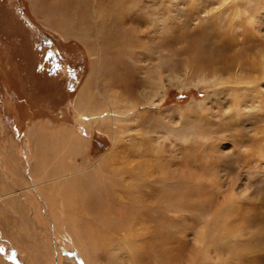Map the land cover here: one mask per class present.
I'll return each mask as SVG.
<instances>
[{
    "label": "rangeland",
    "instance_id": "obj_1",
    "mask_svg": "<svg viewBox=\"0 0 264 264\" xmlns=\"http://www.w3.org/2000/svg\"><path fill=\"white\" fill-rule=\"evenodd\" d=\"M45 1L0 0V264H264V0H85L65 35Z\"/></svg>",
    "mask_w": 264,
    "mask_h": 264
},
{
    "label": "crops",
    "instance_id": "obj_2",
    "mask_svg": "<svg viewBox=\"0 0 264 264\" xmlns=\"http://www.w3.org/2000/svg\"><path fill=\"white\" fill-rule=\"evenodd\" d=\"M33 1V0H32ZM37 1V0H34ZM51 1L56 0H46L45 4L51 5ZM58 8H52L46 10L48 14L46 16L48 18H51V20H54L56 22L55 24L61 29L62 33L65 35V32H74L81 34V31L85 28V21H86V8H90V6H86L85 0H59L58 1ZM96 8H101V6L98 4ZM36 12H39L41 10L38 9V6H36ZM43 13V12H42ZM38 16V15H37ZM70 17H72V21H70ZM39 18V17H37ZM66 22V25H65ZM83 35V34H82ZM79 40H82L83 38L79 35L77 36Z\"/></svg>",
    "mask_w": 264,
    "mask_h": 264
},
{
    "label": "bare ground",
    "instance_id": "obj_3",
    "mask_svg": "<svg viewBox=\"0 0 264 264\" xmlns=\"http://www.w3.org/2000/svg\"><path fill=\"white\" fill-rule=\"evenodd\" d=\"M130 40H126V39H123V38H121V36L119 35V36H117V37H115V38H113L112 40H111V42H112V44H113V46H110L109 47V49L112 51L113 50V47L114 46H126L125 44L126 43H128ZM111 44V43H110ZM109 44V45H110ZM112 48V49H111ZM117 52L115 53L114 52V55H113V57H112V64L116 67V68H118V70L121 72V74L123 75V77H122V79L121 80H119L118 81V84L119 85H121V86H123V88L122 89H125L126 91H132L133 90V87H135V84H134V86L132 85V86H130V84L128 85V86H126L125 84V81L123 80V78H125V77H127V73L128 72H124V71H127V66H126V63H125V59H123V54H124V52H123V50H121L120 48L118 49V50H116ZM113 53V52H112ZM225 66V65H224ZM127 83L129 82V80H127L126 81ZM138 87H140V86H138ZM135 89V88H134ZM132 94H134V93H132ZM131 95V94H130ZM137 96V95H136ZM135 96V97H136ZM133 154V153H132ZM114 161V160H113ZM142 185V184H141ZM143 185H144V183H143ZM142 185V186H143ZM114 186V185H113ZM145 186V185H144ZM126 188V187H125ZM134 189V188H133ZM138 189V188H137ZM126 190V189H125ZM124 190V191H125ZM129 190V189H128ZM77 191H78V189H77ZM130 191V190H129ZM85 192V191H84ZM115 192V191H114ZM134 192H137V191H134ZM123 193V192H122ZM96 194V193H95ZM112 194H114V193H112ZM124 194V193H123ZM126 194V193H125ZM129 193H128V191H127V195H128ZM141 194H143V193H141ZM140 194V195H141ZM91 195H93L92 193H91ZM115 195V194H114ZM134 195H135V193L133 194V198H134ZM140 195H138V196H140ZM146 194H144L143 196H145ZM85 196V195H84ZM88 196H90V195H88ZM103 196V195H102ZM142 196V195H141ZM147 196V195H146ZM115 197V196H114ZM129 197V196H128ZM131 197V196H130ZM85 198V197H84ZM91 198V197H90ZM127 198V197H126ZM146 198H148V196L146 197ZM103 199V198H102ZM105 199H106V197H105ZM104 199V200H105ZM152 199H153V197H152ZM152 199H150V200H152ZM86 200H87V198H86ZM96 200V199H95ZM107 200H110V199H108L107 198ZM106 200V201H107ZM113 200V199H112ZM120 200V199H119ZM135 199H133V201H134ZM105 201V202H106ZM135 201H137V200H135ZM96 202V201H95ZM122 202V201H121ZM138 202V201H137ZM87 203V202H86ZM98 203H99V201H98ZM99 204H101V205H106V206H110V205H113L111 202H109V201H107L106 203H99ZM126 204V203H125ZM136 204V203H135ZM122 205H123V203H122ZM136 205H138V204H136ZM80 207H81V209H85V210H89L90 209V207L87 205V204H81L80 205ZM93 207V206H92ZM138 207H139V205H138ZM172 207V206H171ZM94 208V207H93ZM98 209H99V207H97ZM132 208V207H131ZM134 208H136V207H134ZM133 208V209H134ZM171 209V208H170ZM96 210V209H95ZM81 211V210H80ZM134 211V210H133ZM98 212V211H97ZM140 214H142L141 212H140ZM145 214V213H144ZM101 216V215H100ZM142 217H143V215H141ZM140 216V217H141ZM135 217V216H134ZM137 217V216H136ZM135 219V218H134ZM133 219V220H134ZM137 219H139V217H137ZM141 221V220H140ZM90 222V221H89ZM86 223H87V221H86ZM97 223H99V222H97ZM137 223V222H136ZM104 224V223H103ZM138 224V223H137ZM105 225V224H104ZM100 226V225H99ZM105 226H107V225H105ZM110 226H112V225H110ZM108 227V226H107ZM116 227H118V226H116ZM116 227L115 226H113V227H111L112 229H116ZM90 230V229H89ZM114 231V230H113ZM94 233V232H93ZM115 233V232H114ZM113 233V234H114ZM96 236V235H95ZM111 237H113V235L111 236ZM98 239V238H97ZM129 239V238H128ZM93 240H94V237H93ZM99 240V239H98ZM106 241H107V239H106ZM94 242V241H93ZM100 242H102V243H106L105 242V239H103V237L101 238V240H100ZM108 242V241H107ZM171 242V241H170ZM96 243V242H95ZM103 245V244H102ZM105 245V244H104ZM107 246H108V244H107ZM104 247V246H103ZM106 247V246H105ZM104 247V248H105ZM150 247V246H149ZM170 248V247H169ZM175 248V247H174ZM149 249H151V248H149ZM167 250V249H166ZM172 250V249H171ZM176 250V249H175ZM177 253H179V252H177ZM176 253V254H177ZM178 257V256H177ZM178 259V258H177ZM177 261V260H176Z\"/></svg>",
    "mask_w": 264,
    "mask_h": 264
},
{
    "label": "flooded vegetation",
    "instance_id": "obj_4",
    "mask_svg": "<svg viewBox=\"0 0 264 264\" xmlns=\"http://www.w3.org/2000/svg\"><path fill=\"white\" fill-rule=\"evenodd\" d=\"M51 80H53V78Z\"/></svg>",
    "mask_w": 264,
    "mask_h": 264
}]
</instances>
